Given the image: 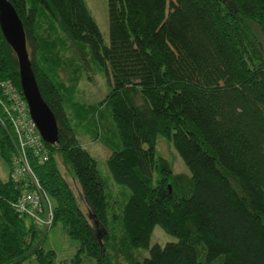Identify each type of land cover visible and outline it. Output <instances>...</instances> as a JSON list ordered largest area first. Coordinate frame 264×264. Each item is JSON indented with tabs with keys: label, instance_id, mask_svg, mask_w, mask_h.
I'll return each mask as SVG.
<instances>
[{
	"label": "trees",
	"instance_id": "trees-1",
	"mask_svg": "<svg viewBox=\"0 0 264 264\" xmlns=\"http://www.w3.org/2000/svg\"><path fill=\"white\" fill-rule=\"evenodd\" d=\"M6 1L21 22L57 142L43 143L47 159L30 161L31 177L13 181L15 140L0 88V159L9 167L0 180V264L28 257L55 264L41 242L56 223L77 243L61 264H264V49L251 26L264 39V0H106L107 46L84 0ZM65 45L70 68L83 47L103 68L110 89L100 105L76 103L70 113L80 77L68 86L56 78ZM4 82L21 94L16 58L0 32ZM101 108L118 143L105 166L127 198L106 185L75 129L99 139L104 128L90 120ZM156 136L171 143L189 177L156 156ZM31 178L52 206L47 229L12 207L24 187L34 188ZM155 226L176 242L150 246Z\"/></svg>",
	"mask_w": 264,
	"mask_h": 264
},
{
	"label": "rangeland",
	"instance_id": "rangeland-1",
	"mask_svg": "<svg viewBox=\"0 0 264 264\" xmlns=\"http://www.w3.org/2000/svg\"><path fill=\"white\" fill-rule=\"evenodd\" d=\"M222 2H227L228 0H221ZM85 6L94 20L98 31L101 35L102 42L104 46L108 45V19H107V8H106V0H84ZM255 31V34L258 36V41L260 45L264 49V39L260 36L257 27L251 25ZM64 51V52H63ZM63 52L61 57L62 65L59 67L58 72L56 71V78L63 83L65 86H68L70 82H74L72 80L75 77H80L75 85V92L72 98V104H70V113L73 105H77L79 103L84 108L86 107H96L100 105L105 96L107 95L110 87H109V79L106 77V74L103 68L95 64L86 47L80 49V55L74 57L73 68H70V56L68 52V47L65 45L61 53ZM69 66V68H67ZM71 80V81H70ZM103 108L98 110V112L93 115L92 121L90 120V115L87 116V125L86 130L91 128L90 122H94L95 124H99L100 127L104 128L102 135L99 139L96 140V137L93 138L87 132L84 131L82 127H75V129L82 136V146L83 148L94 158L96 161L97 170L99 172L100 177L106 182L108 187H112L114 189H121L125 193V198H127L128 192L123 188L116 186L111 181L107 168L105 166V161L109 156L110 148H117L118 143L116 138L112 134V132L108 129L109 122L104 117V113L102 112ZM108 112V110L106 109ZM73 115L75 112L72 111ZM109 113V112H108ZM75 117V116H74ZM90 120V122H89ZM107 120V121H106ZM103 121H105L103 123ZM75 123V122H74ZM76 125V123H75ZM77 126V125H76ZM97 126V125H96ZM92 127L91 132L95 130V127ZM155 154L157 157L163 159L168 163L171 168V172L174 175H184L189 177V172L185 167L184 163L172 147L171 143L165 140L160 136H156L154 142ZM56 164L59 169V172L68 186L71 188L75 201L79 207V209L87 215V207L84 204V201L81 197L79 188L74 179H72L68 168L64 164V162L60 159H56ZM8 165L4 163L0 159V180L6 181L8 177ZM120 203H123V198L119 200ZM121 206V205H120ZM115 222V221H114ZM176 239L172 236L165 234L159 227L155 226L152 230L150 236L149 245L152 246L154 244L163 246L166 243H174ZM41 247L43 251H51L54 254V263L61 264L65 261H69L77 248V243L68 238L64 233L61 225L56 223L51 226L44 235V238L41 242ZM147 255V254H146ZM21 264H37L36 260L33 257L26 258ZM82 264H93V261L89 258H84Z\"/></svg>",
	"mask_w": 264,
	"mask_h": 264
},
{
	"label": "built area",
	"instance_id": "built-area-1",
	"mask_svg": "<svg viewBox=\"0 0 264 264\" xmlns=\"http://www.w3.org/2000/svg\"><path fill=\"white\" fill-rule=\"evenodd\" d=\"M0 88L3 100L2 111L10 124L15 140L10 178L16 181L23 177H31L30 161L42 164L47 159V150L30 119L22 95L9 82L2 83ZM31 179L34 188L27 190L24 187L12 207L18 215L32 221L42 229H47L52 224V206L36 181Z\"/></svg>",
	"mask_w": 264,
	"mask_h": 264
},
{
	"label": "water",
	"instance_id": "water-1",
	"mask_svg": "<svg viewBox=\"0 0 264 264\" xmlns=\"http://www.w3.org/2000/svg\"><path fill=\"white\" fill-rule=\"evenodd\" d=\"M0 32L16 58L19 90L30 119L43 143L54 145L57 142L56 123L38 91L28 60L21 22L6 0H0Z\"/></svg>",
	"mask_w": 264,
	"mask_h": 264
}]
</instances>
